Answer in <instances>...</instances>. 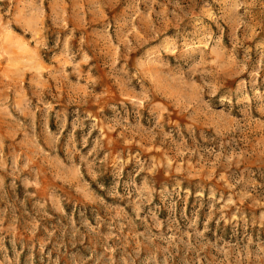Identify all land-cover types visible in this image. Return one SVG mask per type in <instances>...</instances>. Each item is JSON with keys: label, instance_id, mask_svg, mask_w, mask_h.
Listing matches in <instances>:
<instances>
[{"label": "rangeland", "instance_id": "1", "mask_svg": "<svg viewBox=\"0 0 264 264\" xmlns=\"http://www.w3.org/2000/svg\"><path fill=\"white\" fill-rule=\"evenodd\" d=\"M0 264H264V0H0Z\"/></svg>", "mask_w": 264, "mask_h": 264}]
</instances>
